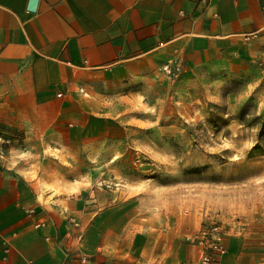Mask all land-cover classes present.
Returning a JSON list of instances; mask_svg holds the SVG:
<instances>
[{
	"label": "crops",
	"instance_id": "0c3cea01",
	"mask_svg": "<svg viewBox=\"0 0 264 264\" xmlns=\"http://www.w3.org/2000/svg\"><path fill=\"white\" fill-rule=\"evenodd\" d=\"M29 4L0 0V128L9 135L0 137V264H197L198 246L187 237L201 222L181 214L160 215L158 227L138 218L125 240L82 223L79 248L89 260L66 254L77 248L67 217L80 219L84 206L76 185L67 194L59 183L77 180L65 165L81 162L68 151L74 90L95 72L125 77L199 41L264 43V0H38L34 11ZM245 213L227 226L219 264H264V217L258 208Z\"/></svg>",
	"mask_w": 264,
	"mask_h": 264
},
{
	"label": "rangeland",
	"instance_id": "374dc122",
	"mask_svg": "<svg viewBox=\"0 0 264 264\" xmlns=\"http://www.w3.org/2000/svg\"><path fill=\"white\" fill-rule=\"evenodd\" d=\"M187 48L125 77L95 72L74 90L68 151L81 162L65 165L77 180L59 183L78 187L85 229L96 223L107 240L143 218L158 227L160 215L228 227L254 208L264 217V43Z\"/></svg>",
	"mask_w": 264,
	"mask_h": 264
},
{
	"label": "built area",
	"instance_id": "2783aa9c",
	"mask_svg": "<svg viewBox=\"0 0 264 264\" xmlns=\"http://www.w3.org/2000/svg\"><path fill=\"white\" fill-rule=\"evenodd\" d=\"M67 221L70 226V236L76 242L77 248L73 249L71 246H66V254L78 258L80 263H86L89 256L79 248L84 238L82 222L73 214L68 215ZM37 226L39 225L37 224ZM227 233L228 227L221 220L212 216L205 219L200 228L187 237L188 240L198 246L200 254L197 264H219L226 253Z\"/></svg>",
	"mask_w": 264,
	"mask_h": 264
},
{
	"label": "water",
	"instance_id": "95a60500",
	"mask_svg": "<svg viewBox=\"0 0 264 264\" xmlns=\"http://www.w3.org/2000/svg\"><path fill=\"white\" fill-rule=\"evenodd\" d=\"M38 0H30L29 10L34 11Z\"/></svg>",
	"mask_w": 264,
	"mask_h": 264
}]
</instances>
